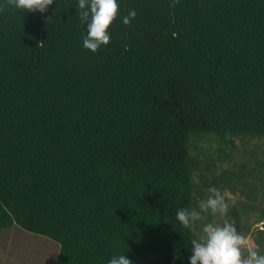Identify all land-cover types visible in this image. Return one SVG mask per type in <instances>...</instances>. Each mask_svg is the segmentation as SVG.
<instances>
[{
	"label": "trees",
	"instance_id": "1",
	"mask_svg": "<svg viewBox=\"0 0 264 264\" xmlns=\"http://www.w3.org/2000/svg\"><path fill=\"white\" fill-rule=\"evenodd\" d=\"M117 3L95 53L78 0L0 11V230L56 264H190L176 211L215 187L264 254V0Z\"/></svg>",
	"mask_w": 264,
	"mask_h": 264
},
{
	"label": "clouds",
	"instance_id": "2",
	"mask_svg": "<svg viewBox=\"0 0 264 264\" xmlns=\"http://www.w3.org/2000/svg\"><path fill=\"white\" fill-rule=\"evenodd\" d=\"M54 0H4L0 11L9 6L27 12L45 13ZM179 0H174L178 3ZM174 6V5H173ZM78 15L81 22H87V36L83 46L95 53L102 45L110 41L108 29L119 13L117 0H78ZM135 10H130L123 17L128 25L136 17ZM43 42L39 44L42 46ZM210 195L199 201L196 208H180L176 211V220L181 226L196 233L197 225L202 224L197 238L191 240L190 264H264L261 254L242 231H238L234 222L224 219L228 216L230 206L236 203L227 191L221 193L217 188L208 189ZM211 214L222 222H205ZM108 264H132L126 255L113 256Z\"/></svg>",
	"mask_w": 264,
	"mask_h": 264
},
{
	"label": "rangeland",
	"instance_id": "3",
	"mask_svg": "<svg viewBox=\"0 0 264 264\" xmlns=\"http://www.w3.org/2000/svg\"><path fill=\"white\" fill-rule=\"evenodd\" d=\"M59 250L55 241L18 225L0 230V264H56Z\"/></svg>",
	"mask_w": 264,
	"mask_h": 264
}]
</instances>
